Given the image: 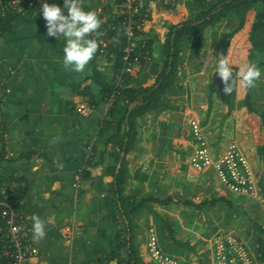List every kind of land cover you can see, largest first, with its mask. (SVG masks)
I'll use <instances>...</instances> for the list:
<instances>
[{
    "label": "crops",
    "instance_id": "crops-1",
    "mask_svg": "<svg viewBox=\"0 0 264 264\" xmlns=\"http://www.w3.org/2000/svg\"><path fill=\"white\" fill-rule=\"evenodd\" d=\"M116 1L81 3L85 10L101 6L104 10L97 15L100 26L106 27L117 9ZM188 1L153 0L149 4L152 16L144 30L157 35L159 42L153 46L149 63L135 67L136 86L155 85L163 69V45L170 27L182 24L180 17L189 19ZM43 3L24 2L5 13L0 22V132L11 154L2 160L0 170L4 179L21 185L20 206L28 215L30 236L39 250L34 264H134L132 254L140 264H156L147 247L152 228L162 250L188 264H214L212 242L221 231L238 234L245 242L254 238L246 243L257 258L259 229L264 225L260 224L254 237L255 219L249 220L248 215L259 212L264 219L259 210L264 201V124L245 106L246 87L238 74L249 63L251 25L246 21L235 32L238 20L228 19L207 28L200 53L185 54L178 84L163 99L164 105L176 108L150 110L137 118L124 195L150 200L128 222L115 194L120 146L110 139L132 111L120 105L110 118L104 93L116 78L115 62L97 51L83 72L66 69L62 63L65 41L47 36L40 12ZM183 3L188 8L185 15L178 9ZM167 5L173 8L166 9ZM221 55L228 57L233 76L237 74L233 109L219 90L210 92L217 87L212 82L216 58ZM259 68L252 105L263 112L264 67ZM82 103L94 106L87 117L77 112ZM109 119L108 128L104 123ZM192 120L200 122L215 158L230 143L239 145L254 168L258 195L235 194L213 169L197 171L191 166L196 147ZM90 147L93 161L86 163ZM81 168L84 176L77 189ZM33 215L45 222L43 239L33 238Z\"/></svg>",
    "mask_w": 264,
    "mask_h": 264
},
{
    "label": "built area",
    "instance_id": "built-area-1",
    "mask_svg": "<svg viewBox=\"0 0 264 264\" xmlns=\"http://www.w3.org/2000/svg\"><path fill=\"white\" fill-rule=\"evenodd\" d=\"M31 0H0V19L5 13ZM53 1V0H49ZM64 5V0H56ZM83 0H81L82 2ZM153 0H120L114 11L117 22L99 27V35L91 33L90 37L98 41L99 54L113 60L115 54L112 48L116 46L113 39L108 37L109 31H119L124 38L123 67L116 75V85L121 87L127 78L134 72L138 64L149 63L151 53L146 49L148 36L140 35L137 30H144L146 22L152 14L149 4ZM172 1V0H168ZM146 10L143 14V10ZM104 9L91 7L86 11H95L97 14ZM145 31V30H144ZM1 64V62H0ZM118 91L107 96L110 107L115 103ZM2 90L0 82V109L2 107ZM94 106L82 103L77 107L78 114L89 116ZM190 130L196 143L191 155V166L197 171L213 169L219 181L228 189L239 195L256 196L259 187L256 174L248 156L239 145L232 142L218 158L213 156L204 130L197 120L190 122ZM11 157L3 144V135L0 132V163ZM93 161L92 148L88 149L86 163ZM84 168H81L76 177L75 187H81ZM21 185L16 180L4 179L0 170V264H34L33 260L39 250L30 236L28 215L20 206L19 193ZM148 252L156 264H188L185 261L165 253L160 247L159 239L154 228L149 230L147 242ZM214 264H258L249 245L238 235L230 231H221L215 235L212 242Z\"/></svg>",
    "mask_w": 264,
    "mask_h": 264
},
{
    "label": "trees",
    "instance_id": "trees-1",
    "mask_svg": "<svg viewBox=\"0 0 264 264\" xmlns=\"http://www.w3.org/2000/svg\"><path fill=\"white\" fill-rule=\"evenodd\" d=\"M49 4H57L63 8V4H59L56 0L49 1ZM117 3L120 0L116 1ZM166 9H172V5L165 6ZM188 8L190 11V18L184 21L182 27L174 25L170 27L168 38L163 45V69L159 74L155 85L149 88L138 87L135 85L133 76H129L121 87H117L116 78L111 85L105 87L104 93L106 96L118 91L115 103L112 105L109 117L112 118L115 114L116 108L120 105L130 107L135 104L136 107L129 115L128 122L126 117L118 123L117 133L111 137L110 142L120 146V151L116 154L117 161L121 163V167L115 175L116 189L115 194L119 198L123 214L131 222L132 216L145 208L148 200L138 201L133 197L124 195L125 180L127 174V156L133 149L137 138L136 121L139 115L150 110H157L160 112L164 109H174L176 107L166 106L163 104V99L166 94L174 89L179 80L180 67L183 58L187 52L200 53L202 43L204 41L205 30L211 26H216L228 19L238 20V27L235 32L244 28L249 14H253L251 21V29L248 40L251 44L249 52V62H254L258 67H264V0H189ZM143 10V14L145 13ZM4 17L0 19V22ZM116 17L113 13L109 24L116 23ZM140 35L148 36L146 49L152 53L153 46L159 42L157 35L146 33L144 30H137ZM176 32L175 36L174 33ZM108 37L113 39L116 46L112 48L115 54L113 61L115 62L116 75L123 67V49L124 38L119 31H109ZM99 53V46L97 49ZM232 91L226 93L224 101L230 109H233L236 103V96L238 91L237 74L233 76L231 85ZM210 92H218L217 87H212ZM252 88L246 87V96L244 99L245 106L251 113H256L260 116L264 124V111L258 112L252 105ZM128 113V110H127ZM106 127L112 125L110 119L104 123ZM87 170L85 171V176ZM22 191V190H21ZM21 191L19 194H21ZM259 256L257 257L259 263H264V229H259L258 248ZM134 264H140L136 254L131 255V260ZM133 263V262H132Z\"/></svg>",
    "mask_w": 264,
    "mask_h": 264
},
{
    "label": "clouds",
    "instance_id": "clouds-1",
    "mask_svg": "<svg viewBox=\"0 0 264 264\" xmlns=\"http://www.w3.org/2000/svg\"><path fill=\"white\" fill-rule=\"evenodd\" d=\"M46 21L47 36L63 38V66L66 69L83 72L88 63L93 59L98 49V41L91 38V33H98L102 23L95 11H86L81 0H64L63 8L57 4H49L44 0L40 9ZM207 58V57H206ZM206 58H201L203 63ZM217 65L215 73L225 82L224 91L228 94L232 91L233 69L227 56L221 55L216 58ZM242 84L247 88L255 86L261 76V69L254 62L244 64L239 69ZM231 83L228 84V81ZM33 238L36 240L45 237V222L36 215L32 217Z\"/></svg>",
    "mask_w": 264,
    "mask_h": 264
},
{
    "label": "rangeland",
    "instance_id": "rangeland-1",
    "mask_svg": "<svg viewBox=\"0 0 264 264\" xmlns=\"http://www.w3.org/2000/svg\"><path fill=\"white\" fill-rule=\"evenodd\" d=\"M178 9L180 10V11H182V13L185 15L186 13H187V7L185 6V4L183 3V4H180L179 5V7H178ZM186 17H187V15L186 16H184L183 18L182 17H180V19L181 20H187L186 19ZM189 18L191 17V16H188ZM252 17H253V14L251 13V14H249V16H248V18H247V23H248V25H251V21H252ZM183 21V22H184ZM179 23V22H178ZM259 210H262L263 212H264V201L262 202V205H261V208L259 209ZM252 217L255 219L254 220V237H256L257 238V234H258V232H257V229H258V227L259 226H261L260 224H262V225H264V219H262V218H259V212L256 214H250V215H248V218H249V220L250 219H252ZM255 232H256V234H255ZM236 235H238V234H236ZM243 237V236H242ZM255 238V239H256ZM244 239H245V237H244ZM247 239V238H246ZM249 239L252 241V240H254V238H249L248 237V239H247V241H248V243L249 242H251V241H249ZM246 241V242H247ZM253 242V241H252Z\"/></svg>",
    "mask_w": 264,
    "mask_h": 264
},
{
    "label": "water",
    "instance_id": "water-1",
    "mask_svg": "<svg viewBox=\"0 0 264 264\" xmlns=\"http://www.w3.org/2000/svg\"><path fill=\"white\" fill-rule=\"evenodd\" d=\"M185 1V0H183ZM180 27H182V25H180ZM176 32L174 33V36H175ZM231 83V80L228 81V84ZM212 85L213 86H217L218 87V90H219V93H220V96L223 98V99H226V92L224 91L225 87H226V84L225 82L219 77L218 73H215L214 76H213V82H212ZM135 104L131 105L130 108H129V113L135 108ZM129 117V114L127 116V119ZM260 264H264V263H260Z\"/></svg>",
    "mask_w": 264,
    "mask_h": 264
}]
</instances>
